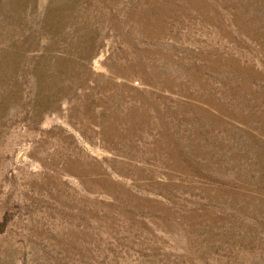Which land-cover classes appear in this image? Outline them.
Here are the masks:
<instances>
[{"label":"rangeland","instance_id":"obj_1","mask_svg":"<svg viewBox=\"0 0 264 264\" xmlns=\"http://www.w3.org/2000/svg\"><path fill=\"white\" fill-rule=\"evenodd\" d=\"M0 264H264V0H0Z\"/></svg>","mask_w":264,"mask_h":264}]
</instances>
